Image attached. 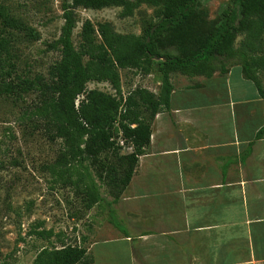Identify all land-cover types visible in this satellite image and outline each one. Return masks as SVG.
Segmentation results:
<instances>
[{"label": "trees", "instance_id": "1", "mask_svg": "<svg viewBox=\"0 0 264 264\" xmlns=\"http://www.w3.org/2000/svg\"><path fill=\"white\" fill-rule=\"evenodd\" d=\"M233 2L238 8L237 25L231 9L226 12L221 26L208 30L199 0H64L61 33L48 44V48L59 49L60 58L48 67L46 75H12L9 38L0 34V94L15 98L34 95L31 114L40 120L46 134L62 140L53 172L64 183L82 185L88 207L104 201L113 225H116L115 204L131 179L139 156L149 145L152 121L161 110H169L173 88L170 73L179 71L187 76L211 77L217 63L219 72L224 73L223 60L237 58L243 75L261 90L258 72L264 70V0ZM141 4L161 7L160 21L149 26L143 36L120 33L108 21L94 24L86 19L78 33L77 44L73 42L78 7L118 6L120 16L126 17ZM0 23V30L25 29L30 39L39 38L35 29L13 17L1 2ZM239 33L243 37L235 46ZM168 47H174L176 53L159 51ZM156 57L163 58L157 68L161 75L158 93L138 86L124 95L119 70L134 68L149 73L152 59ZM89 82H107L114 93L87 89ZM79 96L82 97L77 102ZM263 131L264 127L256 137ZM120 136L132 146V151L119 152L117 139ZM91 168L109 188L110 199L101 194ZM36 234L50 237L53 233L42 229ZM60 242L59 247H41L31 264L91 261L85 247Z\"/></svg>", "mask_w": 264, "mask_h": 264}, {"label": "crops", "instance_id": "2", "mask_svg": "<svg viewBox=\"0 0 264 264\" xmlns=\"http://www.w3.org/2000/svg\"><path fill=\"white\" fill-rule=\"evenodd\" d=\"M225 69L170 78L116 225L81 264H264V81Z\"/></svg>", "mask_w": 264, "mask_h": 264}, {"label": "rangeland", "instance_id": "3", "mask_svg": "<svg viewBox=\"0 0 264 264\" xmlns=\"http://www.w3.org/2000/svg\"><path fill=\"white\" fill-rule=\"evenodd\" d=\"M0 2L7 6L13 17L39 33L38 39H30L25 29L0 30L1 35L9 38L12 75H46L48 67L60 58L59 49L48 48V44L61 33L64 0ZM199 8L203 10L208 30L221 26L226 12L231 9L234 10L233 21L237 25L238 8L233 0H199ZM120 12L121 7L118 6L100 9L78 7L75 10L77 23L73 42L77 44L78 33L86 19L94 24L108 21L120 33L141 36L161 19V7L148 4H141L130 16L121 17ZM242 37L240 33L237 35L235 46ZM159 51L176 53L174 47L159 48ZM162 60L153 58L149 73L134 68L120 69L122 93L126 95L138 86L158 93L161 75L157 68ZM238 62L237 58L223 60L224 66ZM258 76L264 81V70H260ZM170 78L180 84L197 81L195 77L179 71L170 73ZM90 88L114 93L107 82H89L87 89ZM33 100V94L22 98L0 94V262L8 264H31L41 247H59L62 244L60 241L85 247L90 241L106 238L108 230L114 228L104 201L88 207L82 185L64 183L53 172L57 167L62 140L46 134L40 120L31 114ZM119 146L120 153L129 151L126 146ZM80 170L88 179L84 169ZM90 172L100 186L101 194L110 199L109 188L98 179L95 169L91 168ZM42 229H50L53 234L50 237L36 234Z\"/></svg>", "mask_w": 264, "mask_h": 264}, {"label": "built area", "instance_id": "4", "mask_svg": "<svg viewBox=\"0 0 264 264\" xmlns=\"http://www.w3.org/2000/svg\"><path fill=\"white\" fill-rule=\"evenodd\" d=\"M90 89H91V88H90ZM81 97H82V96H79V97H78L77 102H78V100H79ZM120 134H121V131H120ZM117 143L120 144V145L123 146V147L126 146V147L129 149L128 152L132 151V146L129 145V144L126 145V142L121 138V136L118 137V139H117Z\"/></svg>", "mask_w": 264, "mask_h": 264}, {"label": "water", "instance_id": "5", "mask_svg": "<svg viewBox=\"0 0 264 264\" xmlns=\"http://www.w3.org/2000/svg\"><path fill=\"white\" fill-rule=\"evenodd\" d=\"M147 40H148V38H147Z\"/></svg>", "mask_w": 264, "mask_h": 264}]
</instances>
